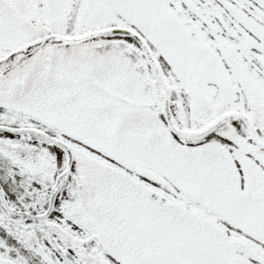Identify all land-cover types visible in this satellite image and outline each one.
<instances>
[{
  "label": "snow or ice",
  "instance_id": "6c2138e0",
  "mask_svg": "<svg viewBox=\"0 0 264 264\" xmlns=\"http://www.w3.org/2000/svg\"><path fill=\"white\" fill-rule=\"evenodd\" d=\"M0 264H264V0H0Z\"/></svg>",
  "mask_w": 264,
  "mask_h": 264
}]
</instances>
